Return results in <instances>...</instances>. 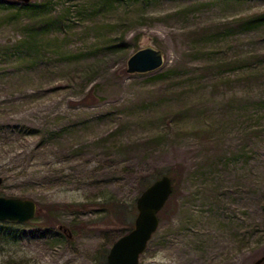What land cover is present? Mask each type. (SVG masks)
<instances>
[{
	"label": "rangeland",
	"instance_id": "obj_1",
	"mask_svg": "<svg viewBox=\"0 0 264 264\" xmlns=\"http://www.w3.org/2000/svg\"><path fill=\"white\" fill-rule=\"evenodd\" d=\"M164 174L139 264L264 255V0H0V264H105Z\"/></svg>",
	"mask_w": 264,
	"mask_h": 264
},
{
	"label": "water",
	"instance_id": "obj_2",
	"mask_svg": "<svg viewBox=\"0 0 264 264\" xmlns=\"http://www.w3.org/2000/svg\"><path fill=\"white\" fill-rule=\"evenodd\" d=\"M29 3L31 0H12ZM164 63L163 52L151 46L138 49L126 60V72L129 74L147 73L160 68ZM0 177V184L2 183ZM173 192L172 179L164 174L147 185L136 198L137 215L133 227L121 235L110 246L105 264H139L140 255L145 250L159 224V212ZM39 208L28 198L0 196V221L25 223L33 219ZM68 238L69 228L59 225ZM264 255L252 264H260Z\"/></svg>",
	"mask_w": 264,
	"mask_h": 264
},
{
	"label": "trees",
	"instance_id": "obj_3",
	"mask_svg": "<svg viewBox=\"0 0 264 264\" xmlns=\"http://www.w3.org/2000/svg\"><path fill=\"white\" fill-rule=\"evenodd\" d=\"M23 4V3H22ZM173 193V192H172Z\"/></svg>",
	"mask_w": 264,
	"mask_h": 264
},
{
	"label": "flooded vegetation",
	"instance_id": "obj_4",
	"mask_svg": "<svg viewBox=\"0 0 264 264\" xmlns=\"http://www.w3.org/2000/svg\"><path fill=\"white\" fill-rule=\"evenodd\" d=\"M14 222V221H13Z\"/></svg>",
	"mask_w": 264,
	"mask_h": 264
}]
</instances>
